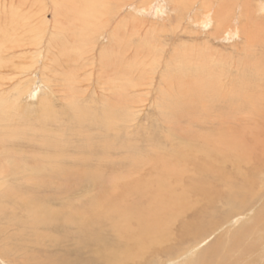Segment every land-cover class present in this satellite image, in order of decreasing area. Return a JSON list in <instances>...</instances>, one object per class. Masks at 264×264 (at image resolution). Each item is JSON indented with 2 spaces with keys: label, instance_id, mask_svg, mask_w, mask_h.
<instances>
[{
  "label": "rangeland",
  "instance_id": "1",
  "mask_svg": "<svg viewBox=\"0 0 264 264\" xmlns=\"http://www.w3.org/2000/svg\"><path fill=\"white\" fill-rule=\"evenodd\" d=\"M24 1L25 0H0V4L3 6L6 5L7 9H9L10 4L11 6L12 4H14V6L16 7L18 6V3ZM148 1L155 2L157 0H133L131 3L128 2L124 4L123 6L125 7H122L121 11L117 12V16L114 17L115 18L114 21L112 20V23L107 25L108 31L107 32L105 31L104 34L100 35V37H98V39L96 40L95 49L93 50V46L90 47L91 52L89 56L85 55L84 57H79L80 51L83 48V43L81 42L82 45H80L78 36L81 35L79 32L82 33V31L76 29V27L72 29L69 24H63L64 29L62 32H56V33L51 32L50 34H48L47 38H45V40L42 41V43L39 46H36V44L33 43L34 44L33 46L29 45L28 47H21L14 49L13 51H10L8 46H6V49H4V51L0 50V140H3L0 141V146H1L0 147L1 150L0 186L2 185V187L0 188V192H1L0 198L3 199L4 193H9L13 197V198L11 197V200L13 199V202H11V204L17 202L13 206L8 204L10 202H8L7 206L5 207H1L3 204L0 206V211H1L0 220H2L0 221V264H20L21 261H22L21 264H25V263L34 264L35 259H38L42 255H44L43 249L45 252L50 249L48 251L49 254L47 253L48 255L57 254L59 251L60 254L61 252L62 254L65 252L68 253L71 252L73 254H76V249H74V245L72 243L74 236L76 235L75 232L76 230H74L76 229V226L69 223L59 222L58 224L59 228L56 229L57 231H50L49 233L48 230L44 229L45 227L44 228L41 227L35 230L36 232H34V230L30 228L31 217L28 213H25V210L22 207L25 196L28 197L30 195L31 199L34 200L35 197H37L38 199H41L43 197L44 198L50 197L48 198L50 202L49 207L52 209H58L59 207L61 208L67 205L73 206L74 208L77 209H82V208L84 209L86 208V205H88L87 203H92L95 201L96 202L99 201L100 204L105 205L107 202L111 201L114 197V186L116 183L114 179L116 176L123 178V176H127L128 174L130 175L133 173V175H131L133 181L152 179L151 175H154V171L151 170L152 168H150L149 166L150 165L149 158H147L146 156L153 155V153L151 152V148L153 146L154 148L157 147L156 144H159L161 140L164 138V132H166L168 128L172 127V125L175 126V135L181 139L189 138L191 131H194L199 135L201 134L200 127H196L189 124V121L192 118H189L187 120L177 119L173 122V124L162 119L158 111L159 108L158 104L160 103L161 100L160 90L162 89H160V87L162 88V86L165 85L164 77L169 75L168 74L169 71L168 72L166 71L167 64L165 62L167 61V59H169L173 50L177 47L181 48V46L188 44L190 39L186 37L193 36V32H196L200 35L198 42L200 41L199 44H201L202 42H204V40H207V38L205 37L210 32V29L194 27L192 21L194 20L193 14L195 13V10L193 11V13H190V15H187L185 22H183L182 24L179 25L177 22L175 23L177 9L176 6L173 4L174 2L173 0H165L163 1V3H161V8L164 13L158 12L157 14H155L152 11V9L150 10L149 8L145 9V11L140 10L138 5H141L143 2H148ZM57 2L53 0L51 1L44 0L43 2L40 3V7H43V9L46 12L45 14L46 20L50 24L53 22L52 14L55 8L58 11V18L61 20V23H64V20L66 19L67 20L70 19L63 17L64 16L63 11L65 10L63 7H61L62 9L60 8V6L63 5L62 1L58 0ZM239 2L241 3L246 2L248 6L250 5L253 6L254 8L258 4H260L259 0L257 1L240 0ZM256 8H258V6ZM258 15L257 17H259L262 20L264 19L263 18L264 16L262 17L260 13ZM259 18H256V20L260 21ZM169 20H171V23L177 27L176 28V30L178 31L177 34L181 32V36L183 34V37H178V39H175L174 41L177 40L176 42H174L173 40L170 41L171 36L166 41H164V39L162 40L159 39L157 41V39L151 34L153 32L152 30L158 31L159 29L160 30L163 29V31L165 30L170 31L171 27L169 25L170 24ZM123 24L125 27L123 26ZM237 25L239 24H236V26ZM0 26H1L0 28V37H1L3 33H6V31L4 30V28H2L3 25ZM109 29H113L115 31L118 30V32L121 35L120 37L122 39V42L120 44V48L116 50L117 56L118 55L121 56L122 54L121 52L117 54L118 51H120V49L123 52L124 49L127 50L129 48L126 56L127 62L135 63L134 61L137 60L136 66L139 65L138 68L140 69V71L145 72V74L153 70L152 71L153 75L151 76V78H153L152 80L153 86L151 85L152 86L151 93L150 91L149 92L140 91L138 93L137 92L131 93V95L128 96V98L130 97L129 98L130 100L137 101L138 102L137 106L139 107L136 106V108L133 111L134 121L129 122L128 125H123L118 130V132H116L115 130L112 132L110 131L107 132V130L103 126L104 124V121L102 119L104 116L103 114L105 113L107 106L108 108H110L111 106L108 105V102L113 103L114 101L111 100L112 95H110L109 91L103 93V91L99 90L100 85L98 86L99 89L96 86L97 76L101 72L99 71L96 73V75L94 76L96 79H94L93 81V71L90 70L93 68V57L95 59L94 66L97 67L100 64L99 63L100 56H98L100 55L99 53H101L102 50H109V51L111 50L109 41H110V32L112 33V31ZM141 36L142 37L145 36V38L143 37L144 38L143 39ZM149 36L150 37L152 36L151 39H153L150 40L152 41V44L150 43L149 46L153 48L154 53H157L158 55L159 48L163 46L164 47L162 48V50L166 51L165 53H167L165 54V58L161 60L160 65L157 64L158 63L157 55L151 56L143 52V54L140 53L141 56H136L135 58H133L134 49L137 48L138 46L142 47L144 45L143 41L146 40L147 37ZM159 36H161V32ZM239 37L240 38L238 39H236L235 36L226 37L223 41L219 43V45H216V47H214V50L219 52L218 54L219 56L218 55L213 56L214 58L212 57L210 58V60H208L209 62L215 64L218 62L217 64L219 65V67L218 69L214 70L213 74L214 76H216L215 78H218L217 76L221 78L219 82H222V85L218 90L219 93L222 94L221 96L224 97L221 99L222 100L227 99L226 101H223L226 105H224L223 102H221L217 106L222 108H226L227 106L229 107V109H232L233 108L232 104L234 102V104L237 105L241 111V113H239L240 112L239 110H237V112L234 110H230L229 111L230 116H228V118L225 116V118L228 119L227 120L228 123L225 124L227 130L226 128H224L225 136L231 137L232 132H229V130L235 131L234 135L238 137L241 136V138H243V140L246 143H248V145L251 146L254 145L255 147L260 146L259 148L261 147L264 148L263 146H261L264 143V123H261V121L264 120V112L262 116L258 115L257 117H255L248 114L246 116L245 114L247 113V111H245V109L243 108V102H241L240 98L234 93L235 91L234 89L240 88V90L243 92L240 94H244V95L246 94L248 95L249 93L252 94L256 92L257 89H259L257 88L258 87L257 85L264 84L261 83L264 82V75L262 74L264 73V59H263L264 43L262 45V48L260 46H257L256 48L250 50V53L248 55H253V57H256L253 61H251L252 60L251 58L250 59L245 58L246 56L245 54H247L248 51L245 52L242 51V48L244 46V40L242 36ZM133 40H137V41L139 40V42L137 41L134 42ZM81 41H83V37L81 38ZM158 44L160 45V47L158 46ZM76 48L78 49L77 52L75 50ZM90 48L88 49V51H90ZM86 50H87L86 47L82 49V51H86ZM119 58H117L118 60H114V56L111 55L109 61L111 62L110 63L111 67H104L105 72L107 73L108 76H111V72H114L115 62L119 61ZM256 59L260 60V62L257 61L258 65L256 63L254 64V62H256L255 61ZM245 60L247 61L246 63ZM151 61L153 62L150 64L149 62ZM222 61H224V63H222ZM30 62H33L37 68L34 75H31L32 81H28L29 75L26 74V72L23 71L22 73L21 71L18 70L28 66ZM147 63L149 64L146 65ZM251 64L253 66H251ZM254 65H256L257 67L259 66L257 69L258 72L255 70L251 71ZM150 66H152L153 69ZM76 74H79V78H80L79 80H81V82L78 81L77 83L78 85H76L75 83V85H73L74 87L68 88L67 80H70ZM123 74L124 73L122 72V75ZM128 76L129 75L126 74V76L124 77L128 78ZM250 79L251 80L254 79L252 81L255 84L254 87H251L253 85L250 84ZM183 81L187 82L186 83L187 86L188 85L193 87L199 86V83L194 84L195 82H193V79L189 80V82L186 81V79H183ZM30 82L32 83L31 93L29 94V97L27 96L26 99H24L22 96L26 92ZM116 82H118V79H116ZM20 83L22 84V86L19 88L18 85ZM243 85L244 86L247 85V87L244 88ZM73 88L75 90H73L72 92ZM74 92L75 94L73 95L72 93ZM230 92L232 93V95L228 97L227 93ZM117 94H119V91H117ZM192 95H195L194 98V100H196L195 103L192 104L188 102V105L184 106L183 109L189 110L191 112L190 109L196 106L195 108L197 109L193 111L192 115L202 117L203 113L200 111L201 109L197 107L198 106L197 104L198 102H201L203 98H205V94L192 93ZM107 96L108 97L111 96L109 98V101L108 98H106ZM5 98L9 99L8 103H4L6 102ZM143 100H145V102ZM47 101L52 102L53 110L50 111L49 109H46L44 111L45 113L44 112L42 113L41 112V108H43L42 104ZM182 103L183 100L180 101V103H177L176 106ZM7 107H9V109H7ZM18 107L19 109L17 110ZM78 115H80V117ZM47 116H49V118ZM203 117H205V115ZM214 121L215 119L211 120L209 125L213 126V124L211 123ZM202 127H204L203 129L206 130L207 126L205 125ZM214 127H218L219 129V126L215 124V126H213L210 129V131H212L214 134H218L217 128ZM69 138L71 139L69 140ZM24 141L26 143H24ZM49 142H52L51 143L52 145ZM257 142H258V146H257ZM178 143H180L181 146ZM178 143H174L171 146V148L172 147L174 148L173 151H168L165 153L171 157L172 162L180 164V162L182 161L183 165L188 166V162L189 161L193 162V160L190 159V156H188L185 153L181 141H179ZM41 144H46L47 147L46 145L43 146ZM4 146H7L9 148L7 147L5 148ZM59 146L60 147L62 146V148L58 149ZM158 147L160 148L161 146ZM109 148H111V150ZM259 148L256 151L257 154L255 155L254 160L251 161L250 165H247L246 167L245 165H242L241 168L244 167L242 172H246V175H248L250 172L253 171V170L250 171L251 170L250 168H252L251 166L254 164L256 166V169H258L257 174L259 175L256 174L257 177L258 176L259 178L263 177L264 179V167H263L264 153L260 152L261 149ZM24 156H26L25 159ZM5 158L8 160H6ZM19 162L20 165L18 164ZM50 167H56L55 170L56 172L54 174H50L49 172ZM17 168H19L21 172L23 171L22 174H18L16 171H13ZM95 168L96 170H94ZM100 168H102V170ZM26 170L28 171V173L26 172ZM221 170L223 174H225L222 176H226V177L231 176L229 178L232 179L231 181L234 182L239 181L240 178L242 179L244 176H246V175L242 176L240 174V170L235 171L230 163H224L221 166ZM25 173L27 176L46 175V177L48 178V182L50 183L49 185L51 187L49 189L34 190V186H32L28 182L27 183L24 182L25 180L18 176V175H25ZM184 173L186 174L178 175L180 179H179V184L177 185V189L180 188L184 189L187 188L188 186V187L201 188L203 190L206 189L209 192L220 191L227 194L226 192H228V188L231 187L229 182L226 183L223 181L224 182L223 183L218 178L219 176L216 177V175H212V176L193 175L192 173L189 172V170ZM14 174H16L17 177L14 176ZM59 176H61L62 178L60 179ZM259 178H258V182L261 179ZM54 182L56 183L58 182L59 184L64 183V185H66L67 187L71 185L75 189V191H73L74 194L72 196H69L70 198H66L67 195H63L65 194L64 190L61 187L58 189V183L56 184ZM145 182L146 185H148L149 181H145ZM260 183H263V181ZM123 187H125V185ZM131 188L132 186H130L128 190H131ZM29 191L31 194L29 193ZM255 191L256 193L259 194L256 195L255 202L249 201V204H253L252 206L254 212L253 213L250 212L249 214L247 213V216H243L241 221L238 223L236 222L238 218L236 219L233 217L230 218L227 217L228 206L224 199L218 200V199H213L212 197L211 201L213 200L214 201L212 203H209L210 205H208L204 197L202 196L199 197V195L191 194L192 195L191 198L188 199V205L183 210L178 211L176 213L174 212L171 215L170 224L168 226L169 236L166 240H164L165 242H163L162 248H160V250H157L158 251L157 253H152L151 255L145 254L141 263H139L136 259L133 258L134 260H126L125 263L123 264H169V263L171 264L172 262H178L179 264H200V262L203 263L202 261H204V259H208L206 263H212V261L213 263H215L219 258L218 257L219 254L223 255L222 252L225 251L224 250L225 245L226 248H228L229 245L233 244L234 241L236 240L238 244H241L242 239L239 240L235 239L236 237H234L235 240L233 241H232L233 237H230L229 239V235L231 231L234 232L236 230L234 228L239 229V227L240 228L244 227L245 229L246 227H249L252 224L251 223L252 219L256 217L255 212L258 211V209L264 203V197H263L264 188H255ZM76 193H78V195ZM52 195H56V196L53 198ZM58 197L60 198V200H57L59 199ZM2 199H0V202L2 201ZM15 199H17V201ZM54 201L56 204L54 203ZM54 206L57 207L55 208ZM6 208L9 209L11 208L10 212L9 209ZM202 210L207 211L206 216L204 218L205 222L207 221V219H209L210 213L213 212L217 217L218 225L216 227L213 226L211 229L208 228L209 230L207 229L208 231H206L204 236L198 240L196 244L198 243L200 244L195 249V255L190 257L187 254L188 256L186 255L185 257H183L184 259L182 257L179 258L178 256H182L186 251H188L190 248H193L195 246L193 243L188 242L186 240L187 239L186 235L188 232H190L191 229L187 233H183L182 230L186 229L185 226L192 224L193 221L196 222L195 220L201 217L200 212ZM243 211L245 210L243 209ZM6 219L8 220V222L6 221ZM109 236L113 239V241L116 244L121 246L122 249L129 250L132 246H135L134 243L131 241L129 234L125 233V235H121V234H116L115 232H110ZM30 237H32L33 239ZM29 238L30 240L33 241H28ZM53 238L60 240L61 243H59L60 244L59 247H54L53 243H50V241L54 240ZM227 239H229L231 242ZM68 241H70L69 244ZM221 242H223L224 244ZM64 244L65 246H63ZM203 244H206L207 246ZM39 245L41 247H36ZM46 245H49L48 246L49 248L46 247ZM214 245H217L216 248H218L217 249L218 253L212 252L213 251L212 248H214ZM53 247L55 249H53ZM251 248L252 250H255L257 247H255V245L254 246L252 245ZM219 249L221 250V253ZM207 250H209L211 256L213 255L212 257H210V259L206 255H204L205 251ZM130 251L133 252L135 250H130ZM21 252H25V253H21ZM83 254L85 255L84 252L80 251L78 257H80V259L83 260L84 264H90V262L87 260L88 257L85 258ZM237 255H238L237 252L234 253V257L237 258ZM249 255H251V258H249L248 260L249 262L254 264L260 262L259 252L254 253L253 251ZM17 256H19V258ZM24 258L26 259L25 260L26 262L22 260ZM116 262L117 261H115L114 264H119Z\"/></svg>",
  "mask_w": 264,
  "mask_h": 264
},
{
  "label": "bare ground",
  "instance_id": "2",
  "mask_svg": "<svg viewBox=\"0 0 264 264\" xmlns=\"http://www.w3.org/2000/svg\"><path fill=\"white\" fill-rule=\"evenodd\" d=\"M43 1L44 0H25L24 2L18 3V6L16 7L14 6V4H12V6L10 4L9 9H7L6 5L3 6L0 4V25H3L2 28H4V30L6 31V33H3L2 36L0 37V50L4 51V49H6V46H8L10 51H13L14 49H17V48L28 47L29 45L33 46L34 45L33 43H35L36 46H39L42 43V41H44L45 38H47L48 34H50L51 32L53 33L62 32L64 29L63 24H69L72 29L76 27V29H79L80 31H82V33L79 32L81 34L78 36L79 41H80L79 43L80 45H82L81 44L82 42L83 48L86 47L87 50L82 51L83 49L82 48L80 51L81 55L79 54V57H84L85 55L89 56L91 52L90 47L93 46V50L95 49L96 40L98 39V37H100V35L104 34L105 31L106 32L108 31L107 25L111 24L112 20L114 21L115 19L114 17L117 16V12L121 11L122 7H125L123 6L124 4L128 2L131 3L133 0H61L63 5H61L60 8L63 7L65 10V11L62 10L64 12V16L62 15L63 13L61 15L63 17L70 18V19L68 20L66 19L64 20V23H61V20L58 18L57 9L53 8L54 9L53 14H52L53 22L51 24L46 20L45 10L43 9V7H40V3ZM53 1L57 2L58 0H53ZM163 1L165 0H157L155 2H152V1L143 2L141 5H138V6L140 10L142 11H145V9L149 8L150 10L152 9V11L155 14H157L158 12L164 13L161 8V3H163ZM173 1H174L173 4L176 6V9H177L175 23L177 22L179 25L182 24L183 22H185L187 15H190V13H193V11L195 10V13L193 14L194 20L192 21L194 27L210 29V32L205 37L207 38V40H204V42H202L201 44H199L200 41L198 42L200 35L196 32H193V36L186 37V38H189L191 42L189 41L188 44L181 46V48L180 47L175 48L172 54L170 55L169 59H167V61L165 62L167 64L166 71L167 72L169 71L168 73L169 75L164 77L165 85H163L162 88L160 87V89L162 90H160L161 100H160V103L158 104L159 106L158 111L162 119L172 124L177 119L187 120L189 118H192L189 121V124L196 126V127H200L201 134L199 135L198 133L191 131L189 138L181 139L175 135V126L172 125V127L168 128L166 132H164V138L161 140L159 144H156L157 147L154 148L153 146L151 148V152L153 153V155L146 156L147 158H149V163H150L149 166L150 168H152L151 170L154 171V175H151L152 179H143L142 181L141 180L133 181L131 178V175H133V173L130 175L128 174L127 176L129 177L122 175L123 178H121V177L116 176L114 179L116 181L115 186H114V197L111 201L107 202L105 205L100 204L99 201L97 202L95 201L92 203H87L88 205H86V208L84 209L83 208L77 209L70 205L63 206L61 208L59 207L61 205H59L58 209H52L49 207L50 202L48 198L50 197L48 198L43 197L41 199H38L37 197H35V200H34V199H31L30 195L28 197L25 196L22 207L24 208L25 213H28L31 217L30 218V222H31L30 228L33 229L34 232H36L35 230L41 227L42 228L45 227L44 229L48 230L49 233L50 231H57L56 229L59 228L58 226L59 222L69 223V224H73L76 226V229H74L76 230L75 231L76 235L74 236V239L72 242L74 245V249H76V254H73L71 252L69 253L65 252L63 254L61 252L60 254L59 253L60 251L57 253L58 251L57 250L56 251L57 254L48 255L49 254L48 251L50 249L46 252L43 249L44 255H42L38 259H35L34 264H84L83 260H81L80 257H78V254L80 251L85 253V255L83 254V256H85V258L88 257L87 260L90 262V264H114L115 261H117L116 263L123 264L125 263L126 260H134V259H136L139 263H141L145 254L151 255L152 253H157L158 252L157 250H160V248H162L163 242H165L164 240H166L169 236L168 226L170 224L171 215L174 212L176 213L178 211L183 210L188 205V199L191 198L192 196L191 194L199 195V197L200 196L204 197L208 205H210L209 203H212L214 201V200L211 201L212 197L213 199H218V200L224 199L228 206L227 217L228 218L233 217L236 219L238 218V220H236L237 223L241 221L243 216H247V213L249 214L250 212L252 213L254 212L253 206H252L253 204H249V201L255 202L256 195H259L258 193H256L255 188H264V185H262L264 184V179L263 177H260L261 179L259 178V176L257 177V175H259L257 174L258 169H256V166L254 164L251 166L252 168H250L251 169L250 171L253 170L254 172L252 171L248 175H246V172H242L244 167L241 168V166L245 165L246 167L247 165H250L251 161L254 160L255 155L257 154L256 151L260 147L258 146L259 141L257 142L258 147H255L254 145L252 146L248 145V143H246L243 140V138H241V136L239 137L235 136L234 135L235 131H231V130H229V132H232L231 137L225 136L224 128H226L225 124L228 123L227 121L228 119H226L225 116L227 118L228 116H230L229 114L230 110H234L237 112V110L240 111V109L237 105L234 104V102L232 104L233 106L232 109H229V107L227 106L226 108L217 106L221 102L226 101L227 99H223V100L221 99V98H224L223 96H221L222 94H220L218 91L222 85V82H219L221 78L219 76H217L218 78H215L216 76H214L213 74L214 70L218 69L219 67V65L217 64L218 62L215 64V63L209 62L208 60H210V58H212L213 56H216L219 54L218 51L214 50V47H216V45H219V43L228 36H232V37L235 36L236 39L240 38L239 36H242L244 40V46L242 48V51L243 52L248 51L247 54H245L246 55L245 58L246 59L251 58L252 59L251 61H253L256 58V57H253V55H248V54L250 53V50L256 48L257 46H260L262 48V45L264 43V19L262 20L259 17H257L259 13L261 14L262 17L264 16V0H259L260 4L257 5L258 8H256L257 7L256 5H255L256 6L255 8L250 5L248 6L246 2L241 3L239 2L240 0H173ZM256 18H259L260 21L256 20ZM169 21H170L169 25L172 28V29L170 28V31H166L165 29H164L165 31H163V29L162 30L157 29L158 31L152 30L153 32L151 34L157 39V41L159 39L161 40L164 39V41H166L168 40V38H170V36H171L170 41L172 40L174 41L175 39H178V37H183V34L181 36V32L177 34L178 33V31L176 30L177 27L171 23V20ZM236 24H239V25L236 26ZM109 30L112 31V33L110 32V41H109L111 50L110 51L102 50L101 53H99L100 55L98 56H100L99 57L100 64L97 67L94 66L95 59L93 57V68L91 67L92 69L90 70L93 71V81L94 79H96L94 77L96 73L99 71L101 72L97 76L96 86L99 89L98 86L100 85L99 90L103 91V93L106 91L107 92L109 91L110 95H112L111 100L114 101L113 103L108 102V105L109 106L111 105V106L110 108H108L107 106V109H106L107 111L105 110V113L103 114L104 115L102 118L104 121L103 126L107 130V132L109 131L112 132L114 130L118 132V130L123 125H128L129 122L134 121L133 111L138 105V102L135 100H130L129 99L130 97L128 98V96L131 95V93H135V92L138 93L140 91L141 92L150 91L151 93V88L153 86L152 84L153 78H151V76L153 75V72H152L153 68L152 66H150L152 68L151 69L152 71L145 74V72L140 71V69L138 68L139 65L136 66L137 60L134 61L135 63L127 62L126 56H127L129 48L127 50L124 49L125 52L124 51L122 52L120 49V51H118L117 54H119V52H121L122 54L121 56L119 55L117 56L116 50L120 48V44L122 42V39L120 37L121 35L118 32V30L117 31L113 29H109ZM160 32H161V36H159ZM168 34H171V35H168ZM82 37H83V41H81ZM143 37L145 38V36ZM151 38L152 36L151 37L149 36L147 37L146 40L143 41L144 42L143 44L145 46L143 45L142 47H139L137 45L139 48L137 47L135 49L131 46L134 49L133 58H135L136 56H141L140 53L143 54V52L151 56L157 55V53H154L153 48L149 46L150 43L152 44V41L150 40H153V39ZM133 41L136 42L137 40H133ZM137 42H139V40ZM158 46L160 47L159 44ZM163 47H160L158 50L159 51V54L157 55L158 65L161 64L160 63L161 60H163V58H165V54H167L165 53L166 51L162 50ZM89 48H90V51H88ZM75 50L77 52L78 49L76 48ZM111 55L114 56V60H118L117 58L119 57L120 58H119V61L115 62L114 72H111V76H108L107 73L105 72L104 67H111L110 66L111 62H109ZM97 60H98V57H97ZM255 61L256 62H254V64L256 63L257 65H258L257 61L260 62V60H257V59ZM152 62L153 61L149 63L151 64ZM246 62L247 61L245 60V63ZM149 63H147L146 65H148ZM222 63H224V61H222ZM251 66L253 65L251 64ZM258 67L254 65L251 71L253 70L257 71ZM36 69H37L36 65L33 62H30L28 66L22 69H18V70L21 71L22 73L23 71L26 72V74L29 75L28 81H32L31 75H34ZM122 72L124 73L123 75H122ZM126 74L129 75L128 78L124 77L126 76ZM262 74L264 75V73ZM79 79H80L79 74H76L70 80H67L68 88L74 87L73 85H75V83L76 85H78L77 84L78 81L81 82V80ZM116 79H118V82H116ZM183 79H186V81L188 82L189 80L193 79V82H195L194 84L199 83V86L197 87L196 86L193 87L189 85L187 86L186 85L187 82H184ZM253 80L250 79V84L253 85L251 87H254L255 85L252 82ZM261 83H264V82H261ZM20 84L18 85L19 88L22 86V84L21 85ZM257 86H258L257 88L259 89H257L256 92L252 94L249 93L248 95L240 94V93H243L240 90V88L234 89L236 91V92L234 91V93L240 98L241 102H243V108L245 109V111H247V113L245 114L246 116L247 114L255 116V117H257L258 115L262 116L264 112V91H263L264 84L257 85ZM31 87H32V83L30 82L26 92L22 96L24 99H26L27 96L29 97V94L31 93V90H32ZM245 87H247V85L244 86V88ZM73 90L75 89L73 88L72 92ZM117 91H119V94H117ZM192 93H204L205 94V98H203V100L201 102H198L197 104L198 105L197 107L200 108L201 109L200 111L203 113L202 117L192 115L193 111L197 109L195 108L196 106L190 109L191 112L189 110L183 109L184 106L188 105V102L192 104L195 103L196 101L194 100L195 95H192ZM70 94H71V91H70ZM72 94L74 95L75 92ZM230 95H232L231 92L227 93L228 97H230ZM110 97L108 96L106 97L108 98V101ZM5 99H6V102L4 103H8L9 99L8 98H5ZM182 100H183V103L176 106L177 103H180V101ZM228 100H231V99H228ZM143 101L145 102V100ZM227 103H230V102H227ZM223 104L226 105L224 102ZM42 106H43V108H41L42 113L46 109H49L50 111L53 110L52 109L53 104L51 101H47L43 103ZM7 109H9V107H7ZM18 109L19 107L17 108V110ZM239 113H241V111ZM204 115L205 117H203ZM223 115H224V118H223ZM78 116L80 117V115ZM47 117L49 118V116ZM213 119H215V121L212 122L211 124H213V126H215V124L219 126V129L218 127H214V128H217L218 134H214L212 131H210V129L213 126L209 125V123ZM261 123H264V120L261 121ZM205 125L207 126L206 130L203 129L204 127H202ZM70 139L71 138H69V140ZM0 141H3V140H0ZM179 141H181V143L183 144L182 147L184 148L185 153L188 156H190V159L193 160V162L191 161L188 162V166L183 165L182 161L180 162V164L172 162L171 157L165 153L168 151H173L174 148L173 147L171 148V146L174 143H178ZM24 143L26 142L24 141ZM49 143L51 144L52 142H49ZM178 144L181 146L180 143ZM41 145L44 146L46 144H41ZM158 146H161L162 148L160 147L161 148L160 149ZM261 146L264 147V143ZM4 147L6 148L7 146H4ZM61 148L62 146L61 147L59 146L58 149H61ZM109 149L111 150V148ZM259 149H261L260 152L264 153V150H262L264 148L261 147ZM25 157L26 156H24V159ZM9 158H12V157H9ZM224 163H230L235 171L240 170V174L242 176L243 175H246V176H244L242 179L239 177L240 178L239 181H235V182L231 181L232 179L229 178L231 176L229 177L222 176V175H225L223 174L221 170V166ZM18 164L20 165V162ZM100 169L102 170V168ZM55 170H56V167H50L49 168L50 174H54L56 172ZM94 170H96V168ZM188 170L193 175H211V176L216 175V177L219 176L218 178L220 179V181L222 182L224 181L226 183L229 182L231 187L228 188V192H226L227 194H225L224 192H220V191L209 192L206 189L203 190L201 188L188 187V186L187 188H184V189H181V188L177 189V185L179 184V179H180L178 175H181V174L185 175L186 173L184 172ZM13 171H16L18 174H22L23 172V171L21 172L19 168ZM26 172L28 173L27 170ZM134 175H137V174H134ZM14 176L17 177L16 174H14ZM18 176L20 178H23L25 180L24 182L26 183L28 182L32 186H34V190L35 189H49L51 187L49 185L50 183L48 182V178L46 177V175L27 176L25 173V175H18ZM62 177L59 176L60 179ZM258 178L261 181L259 180L258 182ZM145 181H149L148 185H146ZM262 181L263 183H260ZM124 185L125 187H123ZM130 186H132V188L131 190H128ZM1 187L2 185L0 186V188ZM60 187L64 190L65 194L63 195H67L66 198H70L69 196H72L74 194L73 191H75V189L71 185L67 187L66 185H64V183H60V184L58 183V189ZM76 194L78 195V193ZM3 195H4L3 199L0 198L2 199V201L0 202V206L3 204L1 207L7 206L8 202H10L8 204H10L11 206L17 203L16 202L17 199H15L16 201L14 202L16 203L11 204V202H13V199L11 200L12 195H10L9 193H4ZM55 196L56 195H52L53 198ZM57 200H60V198ZM54 207L56 208L57 206H54ZM6 209H9V208H6ZM243 209L245 211H243ZM10 210L11 208L9 209V212ZM206 212L207 211L202 210L200 212L201 217L197 218L195 220L196 222L193 221L192 224L185 226L186 229L182 230L183 233H187L191 229L190 232H188L186 235L187 237L186 240L188 242L193 243L195 246L193 248H190L188 251H186L182 256H178L179 258L181 257L183 258L187 254L190 257L195 255V249L200 244V243L196 244L198 240L204 236L206 231L211 229L213 226L216 227L218 225L217 217L213 212L210 213L209 219H207V221L205 222L204 218L206 216ZM255 213H256V217L252 219V222H251L252 224L249 227H246L245 229L244 227H242L243 229L240 227L239 229L234 228L236 230L234 232L231 231L229 235V239L230 237H233V239L231 238L232 241L235 239H238V240L242 239L241 244H238L236 240L234 241L233 244L229 245L228 248H226V245H225L224 250L226 252L225 251L222 252L223 255L219 254L218 256L219 258L215 263H213V261L212 263H206L208 259H204V261H202L203 263L200 262V264H254L248 261L249 258H251V255L249 254L252 253L253 251L254 253L259 252V255H260L259 257L260 262H258L257 264H262V263L264 264V203ZM7 219L6 221L8 222ZM22 227H25V226H22ZM110 232H115L116 234H121V235H125V233L129 234L131 241L134 243L135 246H132L129 250L122 249L121 246L116 244L113 241V239L109 236ZM234 237L236 238L234 239ZM30 238L28 241H33V240H30ZM69 242L70 241H68V244ZM50 243H53L54 247H59L60 245L59 243L61 242L59 239H54L53 241H50ZM65 244L63 246H65ZM49 245H46V247H48ZM203 245H206V244H203ZM252 245L253 246L255 245V247H257L255 250L257 249L259 250L257 251L252 250L251 248ZM36 247H41V246L39 245ZM54 247L53 249H55ZM216 247L217 245H214V248H212L213 253H218L217 252L218 248ZM130 250H135V251L132 252ZM236 252L238 253L237 258L234 257V253ZM21 253H25V252H21ZM220 253H221V250H220ZM204 255H206L209 259L210 257L213 256V255L211 256L209 250L205 251ZM17 257L19 258V256ZM22 260L25 261L26 259L24 258ZM171 264H179V263L172 262Z\"/></svg>",
  "mask_w": 264,
  "mask_h": 264
}]
</instances>
